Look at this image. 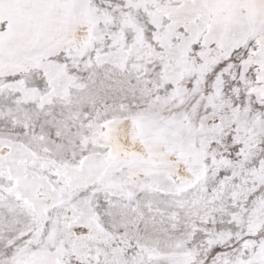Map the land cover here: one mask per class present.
Listing matches in <instances>:
<instances>
[{
  "label": "snow or ice",
  "instance_id": "6c2138e0",
  "mask_svg": "<svg viewBox=\"0 0 264 264\" xmlns=\"http://www.w3.org/2000/svg\"><path fill=\"white\" fill-rule=\"evenodd\" d=\"M0 264H264V0H0Z\"/></svg>",
  "mask_w": 264,
  "mask_h": 264
}]
</instances>
